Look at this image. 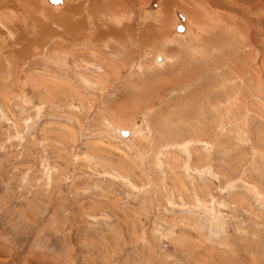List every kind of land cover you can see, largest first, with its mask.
Segmentation results:
<instances>
[{
	"label": "rangeland",
	"instance_id": "1",
	"mask_svg": "<svg viewBox=\"0 0 264 264\" xmlns=\"http://www.w3.org/2000/svg\"><path fill=\"white\" fill-rule=\"evenodd\" d=\"M63 1L0 0V264H264V42Z\"/></svg>",
	"mask_w": 264,
	"mask_h": 264
},
{
	"label": "bare ground",
	"instance_id": "2",
	"mask_svg": "<svg viewBox=\"0 0 264 264\" xmlns=\"http://www.w3.org/2000/svg\"><path fill=\"white\" fill-rule=\"evenodd\" d=\"M29 1H31V0H29ZM35 1V0H34ZM111 1V0H110ZM117 1V0H116ZM238 1H240V4L242 5V4H244V6L243 7H246V9L248 8V12L247 13H245V12H243V11H241V9L239 10L238 9V11H236L237 10V7L235 8L234 7V3H236L235 2V0H202V1H200V0H158V2H155L154 0H141V2L145 5V4H147L148 6H147V10H146V12L145 13H147L146 15H151V14H155L154 16H157V18L158 19H160L161 18V16H164V15H166V14H168V15H170V13H172V12H175L177 15H178V17H179V13L180 14H182L181 13V10L180 9H182L183 11H184V13L186 14V15H188V18H189V20L190 21H186V23H185V17H184V15L182 14V17L183 18H180L181 19V21H179V23L178 24H181L183 27H184V30L182 31V32H184L185 31V28H186V32L184 33V34H188V32H189V29H188V27H189V24L191 25V22H194L195 24H196V26L194 27V30H197V32H199L201 29H204V27H206L205 25L203 26V24H204V22H203V24L201 23V16L202 17H204L202 14H201V16H200V12H201V6L203 5V2L204 3H206L204 6H206V7H208L209 9H213L212 10V12H210L209 11V9H208V17H206L207 18V20L209 19L212 23H214L215 25H218V24H220V23H222L223 22V24L224 25H226V27H224V28H226V31H231L232 30V28H234V27H236V26H234L236 23H237V20H239L238 19V16L240 17V19L241 20H243V21H246L245 22V25L246 26H249V24H250V28H249V31H248V33H247V35H248V37H249V39H250V44L253 46V47H255V48H261L262 47V41L264 42V40L263 39H260L261 37H263V33H262V30H261V26L259 25V23H263L262 21L261 22H259V20H262V18H264V11H263V9H264V0H259V1H255V0H238ZM10 2V1H9ZM13 2V1H12ZM45 2V1H44ZM62 2L64 3V1L62 0ZM61 2V3H62ZM103 2V1H102ZM24 3H26V2H24ZM24 3H22V4H24ZM27 3H28V0H27ZM37 3V2H36ZM104 3V2H103ZM60 4V3H59ZM72 4V3H71ZM25 5V4H24ZM24 5H22V6H24ZM27 5V4H26ZM32 5H35L34 3L32 4ZM55 5H57V4H55ZM111 5V4H110ZM112 5H113V3H112ZM116 5V4H115ZM156 5H158L157 6V8H155L156 7ZM1 6V5H0ZM6 6V5H5ZM4 6V7H5ZM63 6V5H62ZM65 6H66V4H65ZM152 6H154V8L155 9H152L153 7ZM210 6H211V8H210ZM28 7V6H27ZM39 7V6H38ZM49 7V6H48ZM61 7V6H60ZM69 7H71V6H69ZM68 7V8H69ZM74 7V6H73ZM113 7V6H112ZM145 7V6H144ZM8 8H10V7H8ZM62 8V7H61ZM61 8H59V9H61ZM64 8V7H63ZM62 8V9H63ZM75 8V7H74ZM140 8V7H139ZM202 8H204V7H202ZM27 9V8H26ZM32 9H37L36 8V6H35V8H34V6L32 7ZM42 9V8H41ZM132 9V8H131ZM144 9H146V8H144ZM180 11H179V10ZM221 9V10H220ZM4 10V9H3ZM68 11H66L65 13H61V14H59V17L61 18V20H60V22L61 23H63V24H61V25H59V24H56V25H58L59 27H62V29H63V31L62 32H64L65 31V27L66 28H68V30H74L75 29V22L74 23H72L73 22V19H71V18H73V16L71 17L70 15V10L69 9H67ZM244 10H245V8H244ZM206 11V10H205ZM219 11V12H218ZM44 12V11H43ZM62 12V11H61ZM46 13V12H45ZM139 13V12H138ZM63 14V15H62ZM72 15H73V13H72ZM145 15V14H144ZM238 15V16H237ZM25 16V15H24ZM152 16V15H151ZM176 16V15H175ZM207 16V15H206ZM237 16V17H236ZM9 17H11V19H10V23L12 24V22L13 21H19L20 22V20H21V16L17 13V11H14L13 9L12 10H10V11H4V12H0V27H2V28H4L5 29V31L7 32V34L13 39V38H16L15 36H14V34L12 33V31H11V29H10V27L8 26V24L6 23L7 22V19L9 18ZM26 17V16H25ZM71 17V18H70ZM169 17V16H168ZM235 17V18H234ZM63 18V19H62ZM68 18V19H67ZM121 18V17H120ZM153 18V17H152ZM154 18H156V17H154ZM156 18V19H157ZM163 18H165V17H162V19ZM171 18V17H170ZM24 19V21H27L28 20V18L26 17V18H23ZM59 19V18H58ZM70 19V20H69ZM237 19V20H236ZM164 20V19H163ZM162 20V21H163ZM203 20V19H202ZM205 20V19H204ZM208 20V22H210ZM264 20V19H263ZM53 21V20H52ZM233 21H234V23H233ZM59 22V21H58ZM164 22V21H163ZM162 22V23H163ZM190 22V23H189ZM41 23V22H40ZM159 23V22H158ZM184 23H185V25H184ZM177 24V25H178ZM194 24V25H195ZM206 24V23H205ZM42 25V24H41ZM45 25V24H44ZM159 25V24H158ZM193 25V24H192ZM214 25V26H215ZM244 25V26H245ZM23 26H24V24H23ZM43 26V25H42ZM219 26V25H218ZM177 27V26H176ZM217 27V26H216ZM219 27H221V26H219ZM34 28H36V26H34ZM43 28V27H42ZM58 28V27H57ZM207 28H208V25H207ZM213 28V27H212ZM128 29V28H127ZM130 29V28H129ZM193 28H191V30H192ZM208 29H210V28H208ZM214 29H216V28H214ZM221 29V28H220ZM223 29V28H222ZM242 29V28H241ZM26 30V29H25ZM43 30H45V29H43ZM68 30H66V31H68ZM193 30V31H194ZM52 34H56V35H54V36H56V37H58V38H60V39H62V37H63V35L66 33H59V31H57V30H55V29H53V28H51L50 30H49ZM130 31H131V29H130ZM133 31V30H132ZM203 31V30H202ZM26 32H27V30H26ZM68 32H70V31H68ZM120 32V31H119ZM122 32V31H121ZM176 32L177 33H179L177 30H176ZM182 32H180V33H182ZM60 35H59V34ZM261 33H262V36H261ZM117 34V33H116ZM115 34V35H116ZM120 33H118L117 35H119ZM122 34V33H121ZM120 34V35H121ZM134 34V33H133ZM191 34H193V33H191ZM114 35V34H113ZM123 35V34H122ZM8 36V37H9ZM184 36V35H183ZM119 37V36H118ZM123 37V36H122ZM125 37V36H124ZM132 37V36H131ZM53 39V38H52ZM56 39V38H55ZM249 39H248V41H249ZM64 40V39H63ZM117 40V39H116ZM119 40V39H118ZM14 41V40H13ZM16 41V40H15ZM14 41V42H15ZM123 41V40H122ZM202 42V41H201ZM257 42H259V44H260V46H259V44L257 45ZM42 45V44H41ZM2 49V48H1ZM157 58H160V62L162 61V56H157ZM157 60V59H156ZM158 61V60H157ZM158 61V62H159ZM263 69V68H262ZM83 79V78H82ZM85 79V78H84ZM86 80V79H85ZM84 87V86H83ZM91 165V164H90ZM95 165V164H94ZM92 166V165H91ZM97 170V169H96Z\"/></svg>",
	"mask_w": 264,
	"mask_h": 264
},
{
	"label": "water",
	"instance_id": "3",
	"mask_svg": "<svg viewBox=\"0 0 264 264\" xmlns=\"http://www.w3.org/2000/svg\"><path fill=\"white\" fill-rule=\"evenodd\" d=\"M48 1L51 2L52 4H59V3L62 2V0H48ZM179 17H180V18H183V17H182V14L179 13ZM176 30H177L178 32H181V31L184 30V27H183L181 24H178L177 27H176ZM157 60L159 61L160 58H157ZM121 134H123V135L125 136V135L128 134V131H127V130H123V131H121Z\"/></svg>",
	"mask_w": 264,
	"mask_h": 264
}]
</instances>
